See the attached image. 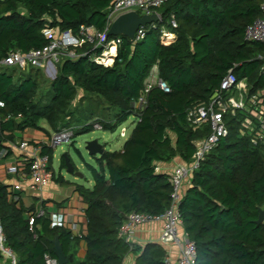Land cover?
<instances>
[{"label":"trees","instance_id":"trees-1","mask_svg":"<svg viewBox=\"0 0 264 264\" xmlns=\"http://www.w3.org/2000/svg\"><path fill=\"white\" fill-rule=\"evenodd\" d=\"M113 1L0 0V61L13 50L46 46L48 28L79 34L87 25L105 31ZM263 1L167 0L158 8L162 20L157 28L147 26L142 40L108 36L122 38L111 65L91 59L101 49L92 51L90 43L77 48L78 57H63L51 82V98L43 105L36 100L38 78L30 73L41 69L29 66V73L20 75L21 68L1 65L0 100L5 106L0 113L12 117L0 130V152L4 142L14 140L15 130L34 128L50 134L40 125L42 120L54 131L71 126L65 112L80 90L103 98L106 110L115 109L112 117L102 120L104 130H115L136 116L122 149L96 156L97 166L87 163L94 184L77 185L87 203V228L81 236L69 226L53 225L45 201V214L39 216L40 209L27 206L22 197L12 199L11 185L0 181V227L17 264H47V254L56 258V236L67 257H73L68 264H125L129 254L136 256L133 264H165L162 243L135 245L120 235V228L134 211L159 215L170 206L173 185L170 175L157 171V162L176 156L190 162L196 141L210 133L209 125L195 128L189 123L190 107L208 103L230 69L247 81L250 95L264 91V44L245 38L247 26L262 15ZM163 29L176 37L167 42ZM156 64L171 91L154 86L147 103L139 107ZM249 111L225 116L228 134L191 174L180 201L182 224L196 245L195 264H264V221L257 223L264 210V143H255L257 132L250 134L244 125ZM91 115L85 123L96 118ZM91 130L87 125L76 135ZM43 152L50 154L51 168L55 150L44 146ZM60 161V167L67 168L65 154ZM82 243L86 253L79 257Z\"/></svg>","mask_w":264,"mask_h":264},{"label":"built area","instance_id":"built-area-1","mask_svg":"<svg viewBox=\"0 0 264 264\" xmlns=\"http://www.w3.org/2000/svg\"><path fill=\"white\" fill-rule=\"evenodd\" d=\"M167 0H114L109 10L107 17V26L105 31H99L94 26L83 25L79 34H74L72 31H58L57 29H45V35L49 39V43L40 49H31L27 52L21 50L11 51L3 60L0 61L2 66H16L21 69H26L29 66L43 69L49 72L57 69V63L63 57L79 56L78 47H82L85 43L93 44V50L100 48L99 53H92L91 59L97 63L111 65L117 55L118 47L122 43V38L115 37L108 39V31L113 21L122 13L136 10L141 15L143 14H159L160 22L162 16L158 11ZM262 15L246 28L245 38L250 41H259L264 44V1L261 4ZM158 22H153L145 26H141L136 32L134 41L142 40L147 26L157 28ZM173 27H177V23L172 21ZM176 37V33L171 30L163 29L162 38L169 42ZM114 50V51H113ZM86 54V53H85ZM264 57V54L261 56ZM106 59H111V63L105 62ZM264 68V67H263ZM154 86H159L166 92H170L171 88L159 76V68L156 64L150 75L145 81V85L141 96L137 101L139 107H143L147 103V94ZM5 102L0 100V107H4ZM250 109L251 116L246 118L245 127L249 129V133L257 132L255 143L258 141L264 143V91H259L257 94L250 95L249 87L245 79H238L232 69L222 80L220 88L212 96L206 104L194 105L188 109L187 118L189 123L195 128H203L207 125L210 127V133L196 141V151L190 162H181L173 169L170 180L173 185L172 200L170 206L159 215H151L141 212H132L128 215L120 228V235L126 240L131 241V237L136 229L147 222L153 220H163L164 227L161 234V243H172L180 249V256L177 259L172 258L167 254L165 264H195L196 245L192 241L188 233L185 231L180 234V226L182 225V217L179 211V204L182 200L183 187L186 179L199 168L201 162L206 155L218 144L221 138L228 134V126L225 116L227 114H235L238 110ZM12 116L3 117L0 113V130L3 123L9 120ZM257 119V123L255 120ZM87 125H92L93 128L103 129V122L96 118L81 126H66L52 132L51 137L45 145L34 146L30 157L26 158L29 164L28 175L32 178V186L35 189H42L52 179V170L50 168V154L43 152V147L55 149L63 143H70L76 136L77 128H82ZM127 129L121 130V136H126ZM12 146L19 145L21 148H28L31 143L28 140L20 143H12ZM10 152L9 147H4L0 152V162L5 159ZM9 171L19 173L20 169L17 165L10 166ZM23 186L17 183L10 188L11 198L14 200L20 199L22 196ZM45 210L40 209L38 215H44ZM35 217L31 215L30 224L33 225ZM53 225L63 226V221L53 219ZM5 237L2 228L0 227V249L1 253L9 259V264H17V257L13 251L5 246ZM47 264H60L58 258L46 255Z\"/></svg>","mask_w":264,"mask_h":264},{"label":"crops","instance_id":"crops-1","mask_svg":"<svg viewBox=\"0 0 264 264\" xmlns=\"http://www.w3.org/2000/svg\"><path fill=\"white\" fill-rule=\"evenodd\" d=\"M47 130H49L50 134H47V132L44 130H38L34 128H26L23 131H14V140L4 142L5 147L10 148V152L8 156L0 162V181L11 185V187L17 183H21L23 186L21 197L27 206H36L37 210L44 209L43 202L45 201V210L49 213L52 220L54 219L56 221H63L64 225L69 226L73 230L74 234L81 236L82 234L86 233L87 228V220L85 216L87 203L77 190V185L81 183L67 179V177L63 175L61 171L57 175L53 167V162L51 164V170L53 173L52 179L42 189L33 188L32 178L28 175V169L26 168V158L30 157L32 148L34 146L46 144V142L51 137L52 132L54 131L52 128ZM25 140H28L31 143L30 147L24 149L19 145H11L12 143H20ZM181 162H183V160L180 156H176L169 161H158L157 171L171 175L176 165ZM14 165L19 167V173H12L9 171V167ZM74 175L76 179L78 177H83V175ZM93 184L94 182L89 181V185L86 186L92 187ZM189 186L190 177L185 181L183 194L187 192ZM163 227V220H153L144 223L136 229L130 240L133 244L142 246L147 242L161 243L160 239ZM184 232L185 229L182 224L180 226V234L183 235ZM163 246L166 248L167 254H169L172 258H179L180 249L177 245L167 243L163 244ZM85 253L86 246L84 243H82L78 255L79 257H83ZM135 258L136 256L134 254H129L126 257L125 264H133ZM0 264H9V259L3 254L0 256Z\"/></svg>","mask_w":264,"mask_h":264},{"label":"rangeland","instance_id":"rangeland-1","mask_svg":"<svg viewBox=\"0 0 264 264\" xmlns=\"http://www.w3.org/2000/svg\"><path fill=\"white\" fill-rule=\"evenodd\" d=\"M59 64L60 62L57 63V69L56 70L52 69L50 73L44 71L43 69L39 70L38 72H36L35 70L30 71V69L29 70L22 69L23 72L17 70V73H20V75H25L29 73V71L30 73H32L33 76H35L36 74L39 82V90L36 96V100L41 105L49 102L51 98V92H50L51 82L58 75ZM106 105L107 104L103 100V98L94 94L86 93L83 90H80L76 95L75 99L67 107V110L65 112V115L67 117L66 121L67 123H69L68 125L79 127L81 125H84L86 121L92 118L89 116L93 112L95 113L96 118H99L101 120L112 117L115 113V109L106 110ZM96 118H93L92 120ZM135 121H136V116L132 115L131 117L128 118L126 122L121 124L115 130H104V129L93 128V130L89 132L77 134L72 142L63 143L58 147H56L54 149L55 155L53 160V167L56 174L58 175L61 171L62 174L67 177V179L76 181L84 185H89V181L94 182L92 172L88 168L87 163L97 166L98 164H97L96 156H100V155L99 154L96 156L90 155L88 150L86 149V143L88 141L98 139L100 143L105 145V150H111V151L120 150L122 149L124 143L129 137L135 125ZM40 125L46 127L47 129H51V127L49 126L46 120H42L40 122ZM123 127L127 129L126 136H121L120 134ZM66 153L70 154L71 158L73 159V162L77 167V171L82 173L83 177H78L76 179L74 174L69 173L67 171V168L64 169L62 168L61 170L60 160L61 157Z\"/></svg>","mask_w":264,"mask_h":264},{"label":"water","instance_id":"water-1","mask_svg":"<svg viewBox=\"0 0 264 264\" xmlns=\"http://www.w3.org/2000/svg\"><path fill=\"white\" fill-rule=\"evenodd\" d=\"M160 20L159 14H143L141 15L138 11L132 10L119 15L112 23L109 31L108 36H118L123 35L130 40L134 41L136 32L141 26L148 25L153 22H158ZM134 105V104H133ZM1 142V140H0ZM86 149L88 150L89 154L92 156L101 155L104 151V144L100 143L98 139H94L88 141L86 143ZM66 163H67V171L72 174L80 175L83 174L77 171L74 162L71 161L70 157L65 154ZM264 221V210H261L260 217L257 223H261ZM54 244V250L56 256L59 260L60 264H68L69 262L73 261V257L70 256L69 258L64 252L63 245L59 239V236H56L52 240Z\"/></svg>","mask_w":264,"mask_h":264},{"label":"bare ground","instance_id":"bare-ground-1","mask_svg":"<svg viewBox=\"0 0 264 264\" xmlns=\"http://www.w3.org/2000/svg\"><path fill=\"white\" fill-rule=\"evenodd\" d=\"M113 51H114V50H113ZM107 60H109V59H106L105 62H106ZM107 62H108V61H107Z\"/></svg>","mask_w":264,"mask_h":264}]
</instances>
